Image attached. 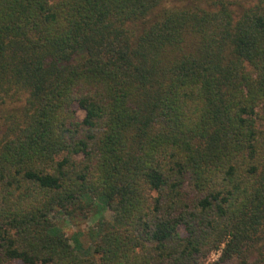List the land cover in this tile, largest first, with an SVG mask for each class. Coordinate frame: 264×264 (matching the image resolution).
<instances>
[{
	"label": "trees",
	"instance_id": "obj_1",
	"mask_svg": "<svg viewBox=\"0 0 264 264\" xmlns=\"http://www.w3.org/2000/svg\"><path fill=\"white\" fill-rule=\"evenodd\" d=\"M244 1L0 0V264H264ZM55 213L95 215L90 245Z\"/></svg>",
	"mask_w": 264,
	"mask_h": 264
},
{
	"label": "rangeland",
	"instance_id": "obj_2",
	"mask_svg": "<svg viewBox=\"0 0 264 264\" xmlns=\"http://www.w3.org/2000/svg\"><path fill=\"white\" fill-rule=\"evenodd\" d=\"M185 0H169V4H182ZM251 3L252 0H245L244 2ZM168 4V3H167ZM7 106L6 108H9ZM77 115L82 117L83 112L79 109H76ZM107 217H110V213L105 214ZM95 221V215L90 213L87 216L77 215L73 218H69L61 215L60 213H55L53 215L54 224L63 230V232L70 238L78 237L79 246L85 248L90 245L91 240L89 236V230L92 228ZM218 252H211L210 255L205 260L204 264H209L217 258ZM13 264H22L18 261L13 262Z\"/></svg>",
	"mask_w": 264,
	"mask_h": 264
}]
</instances>
